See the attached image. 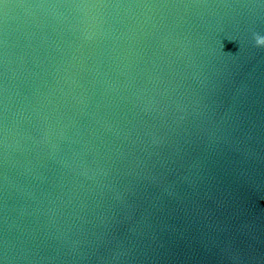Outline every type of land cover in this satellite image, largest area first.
Returning a JSON list of instances; mask_svg holds the SVG:
<instances>
[{"label":"water","instance_id":"obj_1","mask_svg":"<svg viewBox=\"0 0 264 264\" xmlns=\"http://www.w3.org/2000/svg\"><path fill=\"white\" fill-rule=\"evenodd\" d=\"M0 264H264V0H0Z\"/></svg>","mask_w":264,"mask_h":264}]
</instances>
